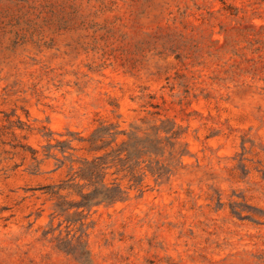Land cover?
I'll return each mask as SVG.
<instances>
[{"label":"rangeland","instance_id":"1","mask_svg":"<svg viewBox=\"0 0 264 264\" xmlns=\"http://www.w3.org/2000/svg\"><path fill=\"white\" fill-rule=\"evenodd\" d=\"M0 264H264V0H0Z\"/></svg>","mask_w":264,"mask_h":264},{"label":"trees","instance_id":"2","mask_svg":"<svg viewBox=\"0 0 264 264\" xmlns=\"http://www.w3.org/2000/svg\"><path fill=\"white\" fill-rule=\"evenodd\" d=\"M96 164V163H94ZM118 193V190H108L106 192L98 193L96 195H89L85 198L87 199L86 204H91L92 202L100 203L103 201H112L116 198V194Z\"/></svg>","mask_w":264,"mask_h":264}]
</instances>
